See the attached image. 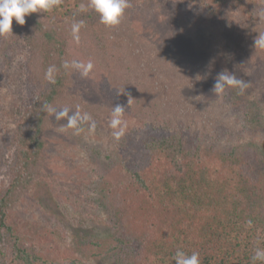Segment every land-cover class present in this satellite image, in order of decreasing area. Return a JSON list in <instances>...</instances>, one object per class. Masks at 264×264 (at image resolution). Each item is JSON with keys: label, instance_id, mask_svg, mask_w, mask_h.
Masks as SVG:
<instances>
[{"label": "rangeland", "instance_id": "1", "mask_svg": "<svg viewBox=\"0 0 264 264\" xmlns=\"http://www.w3.org/2000/svg\"><path fill=\"white\" fill-rule=\"evenodd\" d=\"M127 4L115 31L129 45L104 55L90 40L70 43L79 65L71 89L93 113H55L46 136L54 181L42 179L12 212L25 244L50 262L69 264L65 259L71 256L82 264H116L105 255L111 213L101 190L117 179L123 165H134L141 149L143 135L133 128L138 100L133 86L143 92L141 98L152 93L157 102L164 97L187 108L189 146L200 144L206 155L233 148L239 158L250 160L258 168L256 186L264 205V48L255 47L256 37L264 34V2L249 12L209 10L199 0ZM28 45V30L14 20L12 33L0 35V190L10 183L17 124L37 89L28 75ZM223 72L247 87L214 93ZM116 105L124 109L122 124L113 128ZM58 113L63 115L57 118ZM11 259L7 234L0 229V264Z\"/></svg>", "mask_w": 264, "mask_h": 264}, {"label": "trees", "instance_id": "2", "mask_svg": "<svg viewBox=\"0 0 264 264\" xmlns=\"http://www.w3.org/2000/svg\"><path fill=\"white\" fill-rule=\"evenodd\" d=\"M199 1L209 10L242 12L264 2ZM89 2L60 0L48 11L27 15L22 25L28 30L31 52L28 75L37 89L17 124L10 183L0 190V229L7 234L11 264H58L25 244L12 212L42 179L54 181L47 168L50 146L46 136L55 113L66 109L80 116L93 113L71 89L74 58L69 48L77 40L72 25L83 21L78 40L94 42L104 55L129 45L128 38L117 35L116 25L100 22L94 9L79 10ZM14 23L18 27L15 19ZM50 66L55 68V83L46 78ZM132 88L138 98L133 128L143 139L134 165H123L120 176L107 181L101 190L111 213L105 255L116 264H175V254L181 250L188 255L198 253L199 264H264L252 259L257 248L264 249L258 168L239 158L233 148L206 155L200 144L189 146L184 137L192 133L187 108L181 110L179 102H167L164 97L157 102L152 93L141 98L143 92ZM45 105L55 112L47 111ZM65 260L82 264L71 256Z\"/></svg>", "mask_w": 264, "mask_h": 264}, {"label": "clouds", "instance_id": "3", "mask_svg": "<svg viewBox=\"0 0 264 264\" xmlns=\"http://www.w3.org/2000/svg\"><path fill=\"white\" fill-rule=\"evenodd\" d=\"M59 3L60 0H0V35L12 33L14 19L19 25H24L26 22L25 17L27 15L41 11H48ZM127 7V0H90L87 6L81 4L79 10L83 12L88 8L94 9L95 12L100 15L101 23L114 26L120 23V19ZM83 26V21L76 22L72 25V33L77 40L78 33ZM255 47L264 48V34H260L256 37ZM73 66L79 67V65H76L75 63H73ZM64 67H69L67 62ZM88 67L91 68L92 65L89 64ZM54 71V66H50L46 72V78L51 83H55L53 76ZM228 86L237 87L241 92L247 87V85L243 81L238 80L235 75H228L226 72H223L218 76L213 91L216 94H220ZM44 107L49 112H55V109L49 105H45ZM123 109L124 108L120 105H116L113 109V119L111 121V126L113 128L122 124L120 114ZM60 115H63V113H58L57 118H59ZM73 123H75L74 120L70 121L69 126ZM114 135L117 138L123 135V127L115 132ZM252 259L253 261L264 262V249L257 248ZM174 260L175 264H199V254L193 252L191 255H188L181 250H177Z\"/></svg>", "mask_w": 264, "mask_h": 264}]
</instances>
